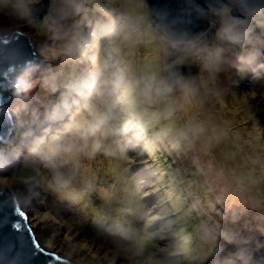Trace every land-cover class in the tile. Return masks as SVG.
I'll return each instance as SVG.
<instances>
[{"label": "clouds", "instance_id": "clouds-1", "mask_svg": "<svg viewBox=\"0 0 264 264\" xmlns=\"http://www.w3.org/2000/svg\"><path fill=\"white\" fill-rule=\"evenodd\" d=\"M41 5L0 0V121L9 125L0 204L27 209L51 199L74 214L68 231L76 234L91 207L79 243L104 250L94 264H205L224 235L215 216L260 211L253 194L264 190V139L236 138L216 109L230 95L221 74L264 78V40L255 35L264 0L176 8L49 0L42 17ZM199 22L209 28L196 30ZM38 88L56 99L43 102ZM164 153L186 162L187 174L159 167ZM97 157L112 165L106 184L89 169ZM137 161L143 167L133 171ZM161 188L164 198L148 206ZM60 253L62 264H93L71 239ZM31 259L23 237L0 244V264Z\"/></svg>", "mask_w": 264, "mask_h": 264}, {"label": "rangeland", "instance_id": "rangeland-1", "mask_svg": "<svg viewBox=\"0 0 264 264\" xmlns=\"http://www.w3.org/2000/svg\"><path fill=\"white\" fill-rule=\"evenodd\" d=\"M88 16L92 18V7L88 6ZM25 31L29 29L25 28ZM255 35L264 40V30L257 28ZM264 52L263 48L261 49ZM264 59V57H262ZM46 66V65H45ZM195 68L196 73L198 69ZM264 76V73H262ZM221 81L225 87L230 90V95L216 109V114L220 120L231 129L232 134L240 139H246L253 135H260L264 139V78L257 79L251 72H241L231 69L227 73L221 74ZM34 95L39 96L43 102L53 100L42 89H37ZM9 133L7 134V136ZM13 141H18V135ZM146 159V158H145ZM236 163L239 162L238 158ZM141 161H137V165L133 167V171H137L143 167ZM149 163H153L149 161ZM89 169L95 174L96 178L107 183V172L112 166L103 157H97L96 160L88 162ZM158 166L164 169L171 168L184 169L188 172V164L180 161L167 153L160 156ZM165 190L161 188L158 192L153 193L146 198L145 203L152 206L164 198ZM259 202V210L247 209L238 214L235 218L231 214H226V218L219 216L214 217V221L219 222L221 231L224 233L218 241L216 252L205 262V264H264V190L260 193L253 194ZM95 199V198H94ZM96 204L100 201L95 200ZM164 207L169 204L165 201ZM21 210L27 211L31 224L36 228L37 239L41 247L47 251L61 254L60 248L66 239H71L89 253L93 259L105 255L103 249H97L95 246L87 243L81 244L82 236L86 235L90 225L85 222L90 219L93 209L86 208L79 214L81 222L80 234H76L75 230L69 232L68 229L74 223V214L65 212L58 206H53L51 199L48 204L36 205L31 208L20 207ZM244 259H240V256ZM101 264H104L102 261ZM113 264H120L119 260Z\"/></svg>", "mask_w": 264, "mask_h": 264}, {"label": "water", "instance_id": "water-1", "mask_svg": "<svg viewBox=\"0 0 264 264\" xmlns=\"http://www.w3.org/2000/svg\"><path fill=\"white\" fill-rule=\"evenodd\" d=\"M181 2L182 0H149V4L152 6H169L171 8H176ZM197 2L201 5L205 4V0H197ZM48 5L49 0H42V5L39 6L41 17L47 12ZM208 28L207 22H199L196 30H207ZM184 70L188 71L187 68ZM191 71L195 72L196 70L192 67ZM8 127V124L0 121V137L6 136ZM32 230L28 221V209L23 211L20 207L10 208L0 204V244L16 241L23 237L29 241L32 253L30 264H62L61 261L56 260L57 254L41 247L36 237L37 234H34Z\"/></svg>", "mask_w": 264, "mask_h": 264}, {"label": "trees", "instance_id": "trees-1", "mask_svg": "<svg viewBox=\"0 0 264 264\" xmlns=\"http://www.w3.org/2000/svg\"><path fill=\"white\" fill-rule=\"evenodd\" d=\"M263 50H264V48H263ZM53 100H55L56 99V97L55 96H53V97H51ZM2 146H4L3 144H2Z\"/></svg>", "mask_w": 264, "mask_h": 264}, {"label": "bare ground", "instance_id": "bare-ground-1", "mask_svg": "<svg viewBox=\"0 0 264 264\" xmlns=\"http://www.w3.org/2000/svg\"><path fill=\"white\" fill-rule=\"evenodd\" d=\"M7 134H8V132L6 133V136L5 137H7ZM33 232H34V230H32ZM34 234H35V232H34Z\"/></svg>", "mask_w": 264, "mask_h": 264}]
</instances>
